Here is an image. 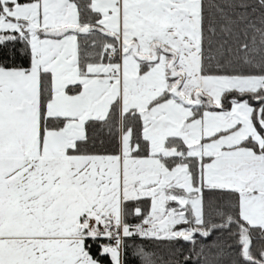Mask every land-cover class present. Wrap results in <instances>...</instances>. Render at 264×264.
Listing matches in <instances>:
<instances>
[{
	"label": "snow or ice",
	"instance_id": "6c2138e0",
	"mask_svg": "<svg viewBox=\"0 0 264 264\" xmlns=\"http://www.w3.org/2000/svg\"><path fill=\"white\" fill-rule=\"evenodd\" d=\"M214 230L264 264V0H0V264Z\"/></svg>",
	"mask_w": 264,
	"mask_h": 264
},
{
	"label": "trees",
	"instance_id": "16d2710c",
	"mask_svg": "<svg viewBox=\"0 0 264 264\" xmlns=\"http://www.w3.org/2000/svg\"><path fill=\"white\" fill-rule=\"evenodd\" d=\"M19 62V59H17ZM233 197L228 193H208L205 192V214L206 218L216 217L217 211L228 210V206ZM146 206V205H145ZM130 224L138 221L129 218ZM216 222H219L217 219ZM195 243L155 241L142 238H126L127 247L124 252V264H142L140 257L136 254L138 248L143 247L146 251L155 253L156 257L169 264H231L234 256L232 249L227 245L232 243L225 233L214 230L208 237L195 234ZM185 257L189 259L185 260ZM104 264H109L104 260Z\"/></svg>",
	"mask_w": 264,
	"mask_h": 264
},
{
	"label": "built area",
	"instance_id": "2783aa9c",
	"mask_svg": "<svg viewBox=\"0 0 264 264\" xmlns=\"http://www.w3.org/2000/svg\"><path fill=\"white\" fill-rule=\"evenodd\" d=\"M131 225H134V224H131ZM138 238H140V237H138Z\"/></svg>",
	"mask_w": 264,
	"mask_h": 264
}]
</instances>
